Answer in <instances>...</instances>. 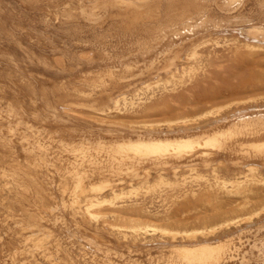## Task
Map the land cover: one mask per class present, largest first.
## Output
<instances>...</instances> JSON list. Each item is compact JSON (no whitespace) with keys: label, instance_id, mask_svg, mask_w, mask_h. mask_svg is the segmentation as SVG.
<instances>
[{"label":"bare ground","instance_id":"obj_1","mask_svg":"<svg viewBox=\"0 0 264 264\" xmlns=\"http://www.w3.org/2000/svg\"><path fill=\"white\" fill-rule=\"evenodd\" d=\"M246 1L247 0H77L78 6L70 8L65 12L64 15L67 18H70L72 15L78 13V15H81L89 24L92 25V27L95 26V28H96L97 26H103L106 22H111V24H113L112 27H114L113 29H115L114 32L109 31L107 33L105 31V33H106L105 36L103 35L104 32L101 31L102 35L104 36V37L102 36L103 38L101 37V33L98 32V35L100 34V37L103 41L100 40L101 42L97 43V41L94 40L96 43L93 42L92 47L96 48L97 51L100 52L99 57H96V55H95L96 50L94 51L93 48H88V50H83V51L80 50L78 53L76 52L78 54V56H77L78 60H77L76 64L77 65H80V64L87 65L86 68L80 67L79 77H81V80H82L81 83H88L89 85L95 87V89L97 87H99V88L101 87V88H103V90H107V91L108 90H114V89H117V91H118V93L115 95L112 93L113 91L109 92V99L112 101L113 104L107 105L106 109L104 108L105 110H104V112H102L103 116L101 117L104 120V122L108 121V123H115V124H117V122H119V123H124L127 126L128 125L132 126L134 123H140L138 121L136 122V120L134 121V117L137 115L147 116V119L144 118L145 121H143V123L139 124V125L143 126L145 130L141 131V129H140V130H138L137 133L134 132V133H136L134 135H131L132 133L131 134H123V133H113V131H109L113 135L110 138L107 135L106 136L108 138L103 137V135L102 136L101 135H95L93 133H88V132L83 131V130L80 131V129H79V131H77V128H75L77 125L76 123H75L76 124L75 127L68 126V125H65V127L62 126L64 128L59 127L61 130L63 129L64 131L66 130L67 132H70V133L77 131L78 134L80 135V138L82 141H80L78 143H72L71 145H69L72 147L71 151L77 155V158L74 161H72V165L74 166V172H75V174L72 173V174H74V176L72 177L73 181H74L73 182L74 183V188H73L74 192H73L72 197L69 195L71 198H69V197L66 198L65 193H67L66 192L67 188H69V185H68L69 181L65 182L62 185V187H60L62 189L63 193H62L61 204H60V210L61 211L59 210L60 211L59 212L57 209V211L59 212L58 214H60L61 212L65 211L68 208H71V209H73L72 212H73L74 216L79 214L83 218H88L91 220L95 217L98 218L101 216L102 219L100 221L103 222L104 228L112 227L113 229H117L119 231H124V229L130 228L131 230L139 233V231L147 230L148 226H151V227H154V228H152L153 230L154 229H157V230L160 229L162 231L171 232V234L174 233L175 234L174 239L177 238V236H178L177 234H179V235L181 234L182 239H180V240L178 239V240H175L173 242H171L169 240L170 241L169 242V241L163 239L164 240V241L162 240L163 242H159V243H162L164 247L168 246L169 247L168 249L171 248L177 254V256L175 258L173 257L174 253H173V255L171 254L172 257L170 256L169 260H167L166 263L164 262L165 264H250L252 262H255V264H264V139L257 138L258 136H260L261 134L264 133V103L260 104L259 102H257L259 98L262 97V99H263L264 92L263 93L257 92L259 87L257 88L255 86H248L250 84H253V83H251L252 82L251 80H250V82L245 81L244 83L240 84L241 87H239V88L233 87V89H229V90H220V89L218 90L217 89V90L208 91L202 95H198L197 94L198 92L194 91L195 88L199 85L198 84L199 81L197 80V79H199V76L205 77L202 81L200 80V82H202V83L205 82L206 84L207 83L210 84V82H208V80L206 79V76L212 75L211 74L212 69L209 66L210 62H212V60H215L216 58L217 59L222 58L224 55L227 54V52H232V51L234 52L236 58H239L241 56L243 58V55H248L250 57H256L258 54L263 52L261 50L264 49V19L262 18V20H259V19L254 20L253 18H255V17H252V15H250L249 12H248L249 14L246 13L245 12ZM35 2H37V1H35ZM28 3H29V1H28ZM33 3H34V1H33ZM46 3H48V2H46ZM261 3H262L261 6H263V8H264V0L261 1ZM16 6H17V4H16ZM55 7H57V6H55ZM62 7H60V8H62ZM18 12H20V10ZM61 14H63V13H61ZM252 14H253V12H252ZM76 16H74V17H76ZM74 17L72 16V18H74ZM44 18H47V16H45ZM79 19H81V17ZM256 19H257V17H256ZM29 20H30V18H29ZM38 20H40V17ZM42 20L43 19H41L40 21H42ZM52 20H53V18H52ZM37 21H35V22H37ZM31 22H33L32 17H31ZM46 22H45V24H47ZM41 23H43V21ZM65 23H67V22H65ZM68 23H69V21H68ZM70 24H72V23H70ZM26 25L24 24V26H26ZM55 25H53V26H55ZM85 26H86V24H85ZM72 27H74V26H72ZM65 28L67 30L68 27H65ZM79 28H80V26H79ZM88 28H90V27H88ZM107 28H108V26H107ZM82 29L83 28H81V32H82ZM85 29H87V28H85ZM54 30L57 31V29H55V28H54ZM79 30L80 29H78V32L81 33ZM102 30H103V28H102ZM58 31L56 32L57 34L59 33ZM94 31H95V29H94ZM62 33H64V32H62ZM62 33H60V35ZM69 33H70V31H69ZM74 33H77V32H74ZM17 34H20V33H17ZM17 34H16V36H17ZM94 34H96V33H94ZM82 36H84V34ZM19 37H21V36L19 35ZM69 37H70V35H69ZM80 37H81V35H80ZM86 37L89 38L90 35L86 36ZM67 38L65 37V39H67ZM78 38H79V36H78ZM82 38L80 40H82ZM92 38H93V36H92ZM31 39H32V37H31ZM114 39L116 41L111 43ZM20 40H17V41L19 42ZM32 40H35V39H32ZM69 40H70V38H69ZM86 41L88 44L89 43L88 40H86ZM109 41H111V42L109 43ZM64 42H65V40H64ZM22 43H23V41H22ZM67 44H68V42H67ZM67 44H65V45H67ZM85 44H86V42H85ZM79 45H81V44H79ZM41 46L39 45L40 48H41ZM51 46H53V44ZM21 48H23V47H21ZM53 48H54V46H53ZM29 49H31V48H29ZM25 52L29 53V51H25ZM71 52H72L71 54H73V50ZM73 55H75V54H73ZM63 56H61V58ZM69 57L67 60H69ZM7 58L12 59L10 56L8 57V55H7ZM14 59H15V57H14ZM14 59H12V60H14ZM30 60L31 61L33 60L32 57ZM65 60L63 59V60H61V62L65 61ZM31 61H29V62H31ZM37 61H38V59H37ZM39 61H40V59H39ZM70 61H72V59H70ZM243 62L245 63V61H243ZM17 63H19V62H17ZM250 63L253 64V62H250ZM11 64H13L15 66L14 63H11ZM30 64H32V62ZM247 64H248V62H247ZM19 65H20V63H19ZM25 65H23V66H25ZM258 66L259 65L257 64V67ZM52 67H54V65ZM74 67H75V65H74ZM236 67H238V66H236ZM234 68H235V66H234ZM21 69H22V67H21ZM263 69H264V67H263ZM30 70H31V68H30ZM32 70H34V69H32ZM32 70H31V72H32ZM57 70H58V68H57ZM229 70H231V69H229ZM72 71H74V70H72ZM222 73H223V70H222ZM249 73H250V71H249ZM14 74H16V73H14ZM25 74L26 73H24V75ZM24 75H23V77H24ZM9 76H11V75H9ZM30 76H28V78ZM87 76H91V79H88ZM223 77H225V76H223ZM232 77H233V75H232ZM8 78H10V77H8ZM21 79H23V78H21ZM43 79H44V77H43ZM65 79H66V77H65ZM6 80H4V81H6ZM40 80L41 79H39V81ZM8 81H10V80L8 79ZM45 81H47V80H45ZM64 81H66V80H64ZM32 82H33V80H32ZM42 82H43V80H42ZM54 82H55V80H54ZM240 82H241V80H240ZM5 84H6V82H5ZM32 85H34V84H32ZM219 85H220V83H219ZM32 87L33 86H31V88ZM86 87H89V86H86ZM198 87H200V86H198ZM206 87H207V85H206ZM209 87H211V86H209ZM213 87H214V85H213ZM36 88H38V86ZM5 89H6V86H5ZM28 89L30 90V92L33 91V90L31 91L30 88H28ZM203 90H204V88H203ZM35 91H36V89H35ZM37 91H38V89H37ZM14 92H15V90H14ZM38 92H40V91H38ZM89 95H91V94H89ZM29 97L31 99V96H29ZM48 97H50V96L48 95ZM68 97H70V96L68 95ZM71 97H72V95H71ZM39 98H40V94H39ZM39 98H38V102L40 100ZM34 101H35V99H34ZM167 102H174L175 104L177 103V105L168 104ZM32 104H33V102H32ZM159 104H163V106L165 105L164 110L160 111L161 114H164V115L173 114L174 117H172V118L166 117L165 119H158V117L156 118L155 114H157V113H154V111L159 109L158 108ZM14 105L9 106V108H11V110L8 108L9 110L7 112L10 115H15L19 119L18 121H20V123H21V121H22V123H25L27 125L26 126L27 129H25L24 133L22 132L23 134L19 139L18 138L16 139V137H11L10 138L11 141H10V144H8V146L17 153L27 154V158H25L26 169L23 170L24 171V172H22L23 174L26 173L32 181H35V183L39 181V178L46 180L47 178L45 176H41V175H42V170H43L42 167L45 166L46 164H48V166H50L49 165V163H50L49 157L52 156L51 155V152H52L51 149L53 146H51L52 145L51 143H50L51 145H49V143L47 144L46 135L50 139L51 134L49 132H47L46 128L41 127V125H40V127L39 126L35 127L36 125L34 126L35 123L34 124L31 123L32 121H31L30 117L27 114L17 110L16 106H14ZM43 105H46V104H43ZM90 105H92V103ZM234 105H235L236 109L233 112H231L232 113L231 116H235V117H233L235 119L237 117L238 120H234V119L230 120L229 116L224 112L226 109L227 110L232 109ZM74 106H76V105H74ZM81 106H83V105H81ZM57 107H60V105H58ZM83 108H85V106ZM57 109H56V111H57ZM69 109H71V108H69ZM61 110H62V108H61ZM95 110H97V109L95 108ZM2 113L4 114L5 112H2ZM89 113H90V111H89ZM58 114L60 115V113H58ZM80 114H81V112H80ZM64 115H66V114H64ZM74 115H75V112H74ZM93 115H95V114H93ZM53 116H57V115H55V113H53ZM60 117H61V115H60ZM78 118H80V117H78ZM89 120H92V119H89ZM68 121L69 120H67L66 122H68ZM95 121H97V120H95ZM12 122H14V121H12ZM99 122H101V120ZM62 123L64 124V122H62V120H61L60 124H62ZM78 124H79V122H78ZM191 124H192V126H190ZM16 126H18V125L17 124L14 125V127H15L14 130L16 129ZM45 126H47V125H45ZM81 126H83V124ZM103 128H104V126H103ZM116 128L114 127V129H116ZM82 129H83V127H82ZM10 130H12V129H10ZM111 130H113V129H111ZM15 132H18V127H17V130L14 131V133ZM96 132H94V133H96ZM104 134H105V132H104ZM242 136H246L247 138H251L252 140L242 141L241 140ZM43 137L44 138L46 137L44 139L45 141L42 140ZM0 139H1V137H0ZM51 140H52V138H51ZM2 143L7 145L6 141H4V139L1 140V144ZM235 144L239 145V147H240L239 150H241L242 153H241V155L238 156L237 159H233L232 162L234 165L239 166L235 170H237V171L241 170V171H238L239 173L237 172V174L234 173L235 175H233V176H227L226 174H225V176L224 175L222 176V173H220L219 169L217 168V165L219 163H216V167H214V169H213L216 180L217 179L222 180L224 182V184H226V187H228L227 185H230L233 188L231 187V189L220 190V189H222V187L219 186V187H217L218 190L214 191L213 190L214 187H213L212 183H208L207 185L201 187L200 191H197L194 188L193 189H189V188L186 189V191L180 193L181 195H179V197H181V199L175 200V204L177 206L174 209L175 211L182 210L183 207H187L188 205L194 204L198 209L194 215L193 214L185 215L183 217H178V218L177 217L176 218L169 217V216L167 218H161L157 214L150 215V214L146 213L149 221H151V223L147 224V223H145V221L143 219H141V218H143L142 217L143 215L135 216V214L134 215L130 214L129 211H132L130 209V207L127 208L126 203H124L125 200H123V199L120 200V198L129 197L131 195L130 192L126 193L128 190L126 192L123 191V189H124L123 185L125 184L124 182L128 181L126 178L121 176V177H119L120 181H118V182L113 181L110 178H101V180L99 179L100 182L98 181V183L93 182V180H95L94 176H93L94 172L99 171L101 173L105 170L106 167H108L113 173H116L118 175H120V174L122 175L123 173H126L127 175H129L130 180H134L140 173L139 168L146 165V164H149L152 167L155 166L156 171L159 173L158 175H160L161 177H163V172H164V174H166L165 172L167 171L168 167H170V169H172L174 171V173L176 174L178 172V170L181 167H183V165H185V166L192 165V164L199 165V163H201L203 165L211 164L213 162L211 160L212 157L215 158L218 156H228L229 154H232L234 148L237 147V146L236 147L234 146ZM66 150H68V149H66ZM2 152H4V151H2ZM34 154H36L37 156L39 155V157L35 156ZM5 159H6V157H5ZM20 160H22V159H19V161L18 160L17 161L20 162ZM229 160H227V161H229ZM22 161H24V160H22ZM51 161H53V160H51ZM4 163H6V162H4ZM84 163H88L89 166H92V168L88 169L89 166L87 168H83L82 165H84ZM222 163H223V161H222ZM230 166L231 165H229V167ZM243 166L245 167V169H243V170L240 169ZM142 168H146V167H142ZM146 169H148V168H146ZM194 169H197V167ZM232 169H234V168H232ZM5 170H4V172L6 173ZM225 170H230V169L225 168ZM221 171H222V169H221ZM223 171H224V169H223ZM107 172H109V171H107ZM196 172H198V171H196ZM141 173H143V172H141ZM144 173H146V172H144ZM170 173H172V172H170ZM11 174L14 175V177H13L14 180L17 179V177H18V176L16 177L17 174L21 175V173L18 172V169L17 170L15 169L14 174L13 173H11ZM158 175H156V176H158ZM5 176H6V174H5ZM15 177H16V179H15ZM198 177L205 178L206 180L208 178V177H206L205 174H203L201 172L198 173ZM61 178H62V176H61ZM9 179H10V177H9ZM48 179H50V178H48ZM216 180H214V181L216 182ZM207 181H205V182H207ZM13 183L14 182H12V184ZM164 183H166V182H164ZM10 184H11V182H10ZM29 185L30 184H28V189L30 188ZM51 186H53V185H51ZM8 187H9V184H8ZM212 187H213V189H212ZM70 188H72V186ZM9 190H11V191L15 190L16 191V190H18V188L10 187ZM43 190H45V189H43ZM24 191H25V189H24ZM167 192H166V194H168ZM18 193H19V190H18ZM45 193H46V191H45ZM69 193H71V191ZM131 193H132V191H131ZM156 193H158V192H156ZM162 194H163V192H162ZM190 194H192L193 198H189ZM133 196H134V194H133ZM51 197H53V196H51ZM38 199H40V198H38ZM132 199H133V197H132ZM151 199H153V197ZM41 200H42V198H41ZM143 203H145V202L136 203V204H138L139 209H141L142 211H144V209H145V208H143L144 207L142 205ZM198 204H200V205H198ZM135 207L137 208V206H135ZM58 208H59V206H58ZM128 209H130V210H128ZM151 209H154V208H151ZM172 211H173V209H172ZM39 212H37V213H39ZM154 212H155V210H154ZM40 213H39V215H40ZM44 214L45 213H43L42 217L44 216ZM110 214L113 215V217L116 221H110L108 219ZM128 214H130L129 215L130 219L133 220L132 225L126 224L127 222L125 223L122 220V219L126 220L125 216ZM12 218H13V216H12ZM48 218L49 217H47V219ZM163 219L168 220V222L170 221V224H168L167 221L166 222L168 225H166V223L163 224V221H162ZM159 222L160 223L162 222V223L160 224ZM32 224L33 223H31L30 225L34 228V227H36L37 223L33 224V225ZM97 225H99V224H97ZM174 227H179V229L174 228ZM25 228H27V227L25 226ZM40 229L41 228H39V230ZM98 229H96V230H98ZM223 229H225L223 233L228 236L224 240L209 241L208 239H205L202 241L201 240L198 241L199 239L196 238L197 233H202L205 237H208L210 235L216 234L217 232H221ZM84 231L87 233L86 229ZM90 231H92V230L90 229ZM103 233H105V232H103ZM128 233H130V232H128ZM148 233H150V232H148ZM100 235H103V234H100ZM106 235H107V233H106ZM110 235H112V234H110ZM120 235H118V236H120ZM234 235H238L240 240L244 235H246L247 240L245 242H247V241L249 242L250 249H248L246 251H244V249H243L244 253L237 254L238 250H239L238 249L239 244H238V246L236 243L234 244L235 241L233 242V238H232ZM248 235H250V236H248ZM135 237H136V235L133 238H135ZM1 238H2V236H1ZM31 239H34L33 236ZM192 240H195V242H193ZM97 241H99V240L97 239ZM114 241H117V240H114ZM149 241H150V239H149ZM236 241H237V239H236ZM241 241H243V239ZM155 242H156V240H155ZM91 243L93 245V241ZM132 243L133 242H131V244ZM140 243H141V241H140ZM146 243H149V242H146ZM40 244H41L40 241L39 242L35 241L34 245L31 248L36 249V248L40 247ZM49 244H50V241H49ZM162 244H160V245H162ZM240 244H242V243H240ZM94 246H95V244H94ZM96 246H97V244H96ZM152 246L153 245H151V247ZM101 247L102 246H100V248ZM103 247H105V246H103ZM147 247L148 246H146V248ZM29 248H30V246H29ZM156 248L157 247H155V249ZM163 248H162V251H163ZM104 249H106V248H104ZM107 249L104 251L107 252ZM117 249H118V247H117ZM245 249H246V247H245ZM142 250L145 251L144 249H142ZM164 250H165V248H164ZM149 251H151V250L149 249ZM162 251H160V252H162ZM168 251H170V250H168ZM88 252H90V251H88ZM92 252L93 251H91V254H93ZM96 252H97V250H96ZM98 252H99V250H98ZM101 252L103 253L102 249L99 253H101ZM108 252H110V255H113L114 251L112 252V250H110ZM111 252H112V254H111ZM128 252H129V250H128ZM139 252H141V251H139ZM19 253H20V251H19ZM86 253L87 252H85V254ZM131 253H133V252H131ZM136 253L137 252H135V254ZM121 254H122V252H121ZM148 254H150V253H148ZM148 254H147V256L150 257V255H148ZM166 254H167V252L165 253V255ZM94 256L92 257V259L94 258ZM123 256H124V254H123ZM166 256L168 257V255H166ZM125 257L123 258L124 260H125ZM141 258H144V257H141ZM146 258L148 259V257H146ZM56 259H58V258H56ZM104 259H106V258H104ZM236 259L238 261H236ZM85 260H84V262H85ZM111 260H112V258H111ZM136 260H135V262L137 263L138 261H136ZM109 261L110 260H108V262ZM19 262H18V264H19ZM87 262H89V261H87ZM90 262H92V261H90ZM149 262H151V261H149ZM130 263H131V261H130ZM158 263H160V262H158ZM117 264H119V263H117ZM138 264H140V263H138ZM151 264H152V262H151Z\"/></svg>","mask_w":264,"mask_h":264},{"label":"rangeland","instance_id":"obj_2","mask_svg":"<svg viewBox=\"0 0 264 264\" xmlns=\"http://www.w3.org/2000/svg\"><path fill=\"white\" fill-rule=\"evenodd\" d=\"M28 1H29V3H28ZM33 1H34V3H33ZM35 1H37V2H35ZM261 1H263V0H250V1L247 0L246 1L245 12L246 13L249 12L250 15H252V17H255V18H253L254 20H258V19L262 20V18L264 19V8H263V6H261V4H262ZM46 2H48V3H46ZM16 4H17V6H16ZM55 6H57V7H55ZM77 6H78L77 0H47V1L46 0H0V18H1L0 19V25H1L0 26V107L2 106L1 107L2 109L0 108V110H1L0 111V113H1L0 114V137H1V139H0V147H1L0 148V264H18L19 261H20L19 264H35V263L36 264H103V263L104 264H117V263H119V264H121V263L122 264H138V263L149 264L150 263L151 264V262H152V264H165L167 262V260H169L170 256L172 257L173 253H174V255H173L174 258L177 256V254L174 252V250H172L171 248L168 249L169 248L168 246L164 247L163 244L159 243V242H163L164 240H167V241L170 240L171 242L178 240V239L180 240V239H182L181 234L180 235L177 234L178 235L177 238L174 239L175 234L173 232H172L173 234H171V232L162 231L160 229H158V230L154 229L153 230L152 228H154V227H151V226H148L147 230L139 231V233L131 230L130 228L124 229V231H119L117 229H113L112 227L104 228L103 222L100 221L102 219L101 216L98 218L95 217L92 220L88 219V218H83L79 214L74 216L73 212H72L73 209H71V208H68L65 211L61 212L62 214L61 213L58 214L61 211L60 210V204H61V197H62V193H63L62 189L60 187H62V185L65 182L69 181L68 182L69 188H67V191H66L67 193H65L66 198L67 197L71 198L73 195V192H74V190H73V188H74L73 182L74 181H73L72 177L74 176L75 172H74V166L72 165V161H74L77 158V155L71 151L72 147L69 145H71L72 143H78V142L82 141L80 138V135L78 134L77 131H79V129H80V131L83 130V131H86L88 133H93L95 135H101V136L103 135V137L109 136V138L113 136L112 133L109 131H113V133H123V134H131L132 133L131 135H134L140 129H141V131L145 130L144 127L139 125V124L143 123V121H145V119H147V116L137 115L134 117V121L136 120V122L138 121L140 123H134L132 126L131 125L127 126L126 124L119 123V122H117V124L108 123V121L104 122V120L101 118L103 116L102 112H104V110L107 108V105L113 104L112 101L109 99V92L113 91L112 93L115 95L118 93V91H117V89L107 91V90H103V88H101V87L100 88L97 87L95 89V87L89 85L88 83H81L82 80H81V77H79V74H80L79 70H80V67L86 68L87 65H84V64L83 65L82 64L77 65L76 64L77 60H78L77 59V56H78L77 53L80 50L83 51V50H88V48H93L92 47L93 42L94 43H96L95 41H97V43L101 42L100 41V40H102L101 37L103 35L105 36V34H106L105 31L107 33L109 31L114 32L115 29H113L114 27H112L113 24H111V22H106L103 26H97L98 28L97 27L95 28V26L92 27V25L89 24L81 15H78V13L72 15L73 17L77 15L74 18H72V16L70 18H67L64 15L68 9L73 8V7H77ZM60 7H62V8H60ZM19 10H20V12H18ZM252 12H253V14H252ZM61 13H63V14H61ZM45 16H47L48 19L44 18ZM31 17H32L33 22H31ZM39 17H40V20L43 19L42 20L43 23H41L42 21L38 20ZM80 17L82 20L79 19ZM256 17H257V19H256ZM29 18H30V20H29ZM52 18H53V20H52ZM34 20L35 21L38 20V21L35 22ZM68 21H69V23H68ZM45 22L47 24H45ZM65 22H67V23H65ZM70 23H72V24H70ZM24 24L25 25L27 24V25L24 26ZM85 24H86V26H85ZM53 25H55V26H53ZM71 25L74 27H72ZM64 26L68 27L70 30L68 28L66 30V28ZM79 26H80V28H79ZM107 26L109 29L107 28ZM88 27H90V28H88ZM54 28L57 29V31L59 30L58 34L56 33L57 31L54 30ZM81 28H83L82 32H81ZM85 28H87V29H85ZM102 28H103V30H102ZM78 29H80L79 31L81 33L78 32ZM94 29L96 32L94 31ZM68 30L70 31V33ZM101 31L104 32L103 35H102ZM62 32H64L65 34ZM74 32H77V33H74ZM98 32L101 33V37H100V34L98 35ZM17 33H20V34H17ZM60 33H62V34L60 35ZM94 33H96V34H94ZM16 34L18 37L16 36ZM83 34H84V36H82ZM19 35L21 37H19ZM63 35L66 38L67 37L68 38L65 39V37ZM69 35H70V37H69ZM80 35H81V37H80ZM89 35H90L89 38L86 37ZM78 36H79V38H78ZM92 36H93V38H92ZM31 37H32V39H35V40H32ZM82 37L84 39L85 38L86 39L84 40ZM69 38H70V40H69ZM81 38H82V40H80ZM20 39L23 41V43ZM17 40H20V41L18 42ZM64 40H65V42H64ZM86 40H88V42H89L88 44H87ZM111 41H109V43ZM115 41L116 40L114 39L111 43H113ZM63 42L65 44H67V42H68V44L65 45ZM85 42H86V44H85ZM51 43L53 44L54 48H53V46H51L52 45ZM79 44H81V45H79ZM39 45L40 46L42 45L41 48L39 47ZM21 47H23V48H21ZM28 47L31 49H29ZM72 50H73V54H75V55L71 54ZM93 50L94 51L96 50L95 55H96V57H99L100 52L97 51L96 48H93ZM25 51H29V53L25 52ZM261 51H263V52L258 54L259 56L257 55L256 57H250L248 55H243V58H242V56L239 58H236L234 52L232 51V52H227V54L224 55L222 58H219V59L216 58L215 60H212V62H210V65H209L210 68L212 69V73H211L212 75L206 76V79L208 80V82H210V84L209 83L206 84L205 82H203V83L200 82V80L202 81L205 77L199 76V79H197V80L199 81L198 86H200V87L197 86L194 91L198 92L197 93L198 95H202L208 91L217 90V89L218 90L219 89L220 90H229V89H233V87L239 88V87H241L240 84L244 83L245 81L250 82V80H251L252 81L251 83H253V84H250L248 86H255L257 88L259 87L257 92L263 93L264 92V84H263L264 83V69H263V67H264V49H262ZM7 55H8V57L10 56L12 59H14V57H15V59L12 60L10 58H7ZM61 56H63V57L61 58ZM67 56L69 57V60H67L68 59ZM31 57L33 59L32 61L30 60ZM37 59H38V61H37ZM39 59H40V61H39ZM63 59L64 60L66 59V60L61 62V60H63ZM70 59H72V61H70ZM29 61H31L32 64H30L31 62H29ZM243 61H245V63ZM17 62H19L20 65ZM247 62H248V64H247ZM250 62H253L254 65ZM11 63H14L15 66ZM257 64L259 65L258 67H257ZM23 65H25L26 67ZM53 65H54V67H52ZM74 65H75V67H74ZM233 65L235 66V68ZM236 66H238V67H236ZM21 67H22V69H21ZM23 68L24 69L26 68V69L24 70ZM30 68H31V70L32 69H34V70H32V72H31ZM57 68H58V70H57ZM229 69H231L232 71ZM72 70H74V71H72ZM222 70H223V73H222ZM249 71H250V73H249ZM13 72L16 74H14ZM24 73H26V74L24 75ZM9 75H11V76H9ZM23 75H24V77H23ZM222 75L225 76L226 78L223 77ZM232 75H233V77H232ZM28 76H30L29 77L30 79L28 78ZM8 77H10V78H8ZM43 77H44V79H43ZM65 77H66V79H65ZM21 78H23V79H21ZM87 78L91 79V76H87ZM8 79L10 81H8ZM39 79H41V80L39 81ZM4 80H6V81H4ZM32 80H33V82H32ZM42 80H43V82H42ZM45 80H47V81H45ZM54 80L56 83L54 82ZM64 80H66V81H64ZM240 80H241V82H240ZM5 82H6V84H5ZM219 83H220V85H219ZM32 84H34V85H32ZM30 85L33 87L31 88ZM206 85L208 88L206 87ZM213 85H214V87H213ZM5 86H6L7 90L5 89ZM37 86H38V88H36ZM86 86H89V87H86ZM209 86H211V87H209ZM28 88H30L31 91L32 90L33 91L30 92V90ZM203 88H204V90H203ZM35 89H36V91H35ZM37 89L40 92H38ZM14 90H15V92H14ZM39 94H40V98H39ZM89 94H91V95H89ZM48 95L50 97H48ZM68 95L70 97H68ZM71 95H72V97H71ZM29 96H31V99ZM38 98L40 99L39 102H38ZM34 99H35V101H34ZM32 102L34 105L32 104ZM54 102L55 103L57 102V103L55 104ZM90 102L92 103V105H90L91 104ZM257 102H259L260 104L261 103L263 104L264 103V96H263V99H262V97L259 98ZM167 103L172 104V105L175 104L174 102H167ZM43 104H46V105H43ZM12 105L16 106L17 110H19L20 112L27 114L32 121L31 123H33V124L35 123L34 124V126L36 125L35 127H37V126L40 127V125H41V127L46 128L47 132H49L51 134L50 137L52 138L53 141L51 140V138L49 139L47 135H46V137L48 139L45 137L47 140L46 141L47 144L49 143V145L52 144L51 146H53L51 149V151H52L51 155L52 156L49 157V160H50L49 165L51 167L48 166V164H46L45 166L42 167L43 170H42L41 176H45L47 178L46 180L39 178V181L35 183V181H32L26 173L23 174L22 173V172H24L23 170L26 169L25 158H27V154L17 153L8 146V144H10V141H11L10 138L11 137H16V139L17 138L19 139L22 136V134L25 132V129H27V127H26L27 125L25 123H22V121L20 123V121H18L19 119L15 115H10L7 112L9 109L11 110V108H9V106H12ZM58 105H60V107H57ZM74 105H76V106H74ZM81 105H83V106H81ZM175 105H177V103ZM84 106H85V108H83ZM164 107H165V105L163 106V104H159V106H158L159 109L154 111V113H157V114H155V117L156 118L158 117V119H165L166 117H170V118L174 117L173 114H169V115L161 114L160 111L164 110ZM61 108H62V110H61ZM69 108H71V109H69ZM95 108L97 110H95ZM56 109H57V111H56ZM235 109H236V107L234 105L232 109H228V110L226 109L224 111L229 116L230 120H232V119L238 120L237 117L235 119V118H233L235 116H231L232 115L231 112H233ZM89 111H90V113H89ZM2 112H5V113L3 114ZM74 112H75V115H74ZM80 112H81V114H80ZM53 113H55V115H57V116H53ZM58 113H60L61 117ZM6 114L7 115L9 114L10 116L9 115L7 116ZM64 114H66V115H64ZM93 114H95V115H93ZM78 117H80V118H78ZM60 119L62 120V122H64V124L63 123L60 124V122H61ZM89 119H92V120H89ZM67 120H69V121L66 122ZM76 120L79 122V124ZM95 120H97V121H95ZM100 120H101V122H99ZM12 121H14V122H12ZM14 123L18 125V126H16V129H15V130H17V127H18V132H15V133H14V131H15L14 130V128H15ZM44 124L47 126H45ZM82 124H83V126H81ZM65 125L73 126V127H75V125H76L75 128H77V131L70 133V132H67L66 130H65L66 131L65 132L63 129L61 130L59 128V127L64 128ZM62 126H64V127H62ZM103 126H104V128H103ZM190 126H192V124ZM82 127H83V129H82ZM114 127L115 128L117 127V128L114 129ZM9 128L12 130H10ZM111 129H113V130H111ZM94 132H96V133H94ZM104 132H105V134H104ZM134 132H136V133H134ZM45 138L43 137L42 140L45 141L44 140ZM257 138L264 139V133L261 134L260 136H258ZM2 139H4V141H6L7 145H5L3 143L1 144ZM241 140L242 141H250L252 139L247 138L246 136H242ZM234 146L235 147L237 146V147L234 148L232 154H229L228 156H218L215 158L212 157L211 160L213 162L211 164L203 165V164L199 163V165H197V164H192V165H188V166L183 165V167H181L176 174L174 173V171L172 169H170V167H168L169 169L167 168V171L165 172L166 174H164V172H163V177H161L160 175H158L159 173L156 171L155 166L152 167L149 164H146L142 167H146L148 169L140 167L141 169L139 168V172H140L139 175L134 180H130L129 175H127L126 173H123L122 175L121 174L118 175L116 173H113L108 167H106L105 170L101 173L99 171L94 172L93 176H94L95 180H93V182L98 183V181L100 182L101 178H110L116 182L120 181L119 177H121V176L126 178L128 181L124 182L125 184L123 185V188H124L123 191L126 192L128 190L126 193L130 192L131 195L129 197L120 198V200H122V199L125 200L124 203H126L127 208L130 207V209L132 210V211H129L130 214H132V215L135 214V216L143 215L142 216L143 218H141V219H143L145 221V223H147V224L151 223V221H149L146 213L150 214V215L157 214L161 218H167L168 216L178 218V217H183L185 215H191V214L194 215L195 212L198 210L194 204L188 205L187 207H183L182 210L175 211L174 209L177 207L175 204V200L181 199V197H179V195H181L180 194L181 192L186 191V189H188V188L193 189L194 188L197 191H200V188L207 185L208 183H212V185L214 187V189H213V187H212V189L214 191L218 190L217 187H219V186L222 187V189H220V190L231 189L232 186L227 185L228 187H226V184H224V182L222 180H219V179L216 180L213 169H214V167H216V163H219L217 165V168L219 169L220 173H222V176L223 175L225 176V174L227 176H233V175L237 174L238 171H241V170H238V171L235 170L239 166L234 165L232 160L237 159L238 156L241 155L242 151L239 150L240 147L238 144H235ZM66 149H68V150H66ZM2 151H4V152H2ZM34 155L37 156L36 154H34ZM5 157H6V159H5ZM37 157H39V155ZM19 159H22L24 161L20 160V162H18ZM51 160H53V161H51ZM227 160H229V161H227ZM222 161H223V163H222ZM4 162H6V163H4ZM229 165H231V166L229 167ZM88 166H89L88 163H84V165H82L83 168H87ZM196 167H197V169H194ZM89 168H92V166H89L88 169ZM225 168L230 169V170H225ZM232 168H234V169H232ZM15 169L16 170L18 169V172L21 173V175L15 174L16 177L18 176L17 177L18 180L16 179V177H15L16 180H14V178H13L14 175L11 174V173L14 174ZM221 169H222V171H221ZM223 169H224V171H223ZM240 169L243 170V169H245V167L243 166ZM4 170L6 171V173L4 172ZM107 171H109V172H107ZM196 171H198V172H196ZM141 172H143V173H141ZM144 172H146V173H144ZM170 172H172V173H170ZM200 172L205 174L206 177H208L207 180L209 182L205 178L198 177V173H200ZM4 173L6 174V176ZM72 173H74V174H72ZM60 175L62 176V178ZM156 175H158V176H156ZM9 177H10V179H9ZM48 178H50V179H48ZM214 180H216V182ZM205 181H207V182H205ZM10 182H11V184H10ZM12 182H14V183L12 184ZM164 182H166V183H164ZM8 184H9V187H8ZM28 184H30L33 188L29 185L30 188L28 189ZM51 185H53V186H51ZM71 186H72V188H70ZM10 187L18 188L20 194L18 193V190H16V191L15 190H13V191L9 190ZM24 189L26 192L24 191ZM43 189H45V190H43ZM45 191H46V193H45ZM70 191H71V193H69ZM131 191H132V193H131ZM156 192H158V193H156ZM162 192H163V194H162ZM166 192L168 194H166ZM133 194H134V196H133ZM50 195L53 197H51ZM132 197H133V199H132ZM150 197L151 198L153 197V199H151ZM38 198H40V199H38ZM41 198H42V200H41ZM189 198H193L192 194L189 195ZM140 202L141 203L145 202L142 204L144 206L143 208H145L144 211L139 209L138 204H136V203H140ZM198 205H200V204H198ZM58 206H59V208H58ZM135 206H137V208ZM151 208H154V209H151ZM57 209H58V211L59 210L60 211L58 212ZM130 209H128V210H130ZM172 209H173V211H172ZM154 210H155V212H154ZM39 211L40 212L42 211V212L40 213ZM37 212H39L40 215ZM43 213H45V214L42 217ZM130 214L125 216L126 220H124V219H122V220L125 223L127 222L126 224L132 225L133 220L130 219V217H129ZM12 216H13V218H12ZM46 216L49 218L47 219ZM109 217H108V219L110 221H116L112 214H110ZM162 221H163V224H165V223H166V225L170 224V221L168 222V220L163 219ZM166 221L168 222V224ZM31 223H33V224L37 223L38 225L36 224V227L33 228L30 225ZM97 224H99V225H97ZM25 226L27 228H25ZM39 228H41V229L39 230ZM174 228L179 229V227H174ZM85 229H86L87 233L84 231ZM90 229L92 231H90ZM96 229H98V230H96ZM224 230L225 229H223L221 232H217L216 234L210 235L208 237H205L202 233H197L196 238L199 239V240L197 239L198 241H200V240L202 241L205 239H208L209 241L224 240L228 237L226 234L223 233ZM103 232H105V233H103ZM128 232H130V233H128ZM148 232H150V233H148ZM106 233H107V235H106ZM100 234H103V235H100ZM110 234H112V235H110ZM118 235H120V236H118ZM135 235H136V237L133 238ZM1 236H2V238H1ZM32 236L34 239H31ZM244 236L241 238V240L243 239V241L240 240L238 235H234L232 237L233 242L235 241L234 244L236 243L237 246L239 244L238 249L240 251L238 250L237 254L244 253V251L250 249L249 242L248 241L245 242L247 240V236L246 235H244ZM248 236H250V235H248ZM97 239L99 241H97ZM149 239H150V241H149ZM236 239H237V241H236ZM114 240H117V241H114ZM155 240H156V242H155ZM35 241H38V242L40 241V243H41L40 247H38L36 249H32L31 247L34 245ZM49 241H50V244H49ZM92 241H93V245L91 243ZM140 241H141V243H140ZM192 241L195 242V240H192ZM131 242H133V243L131 244ZM146 242H149V243H146ZM240 243H242V244H240ZM94 244H95V246H94ZM96 244H97V246H96ZM160 244H162V245H160ZM151 245H153L154 247L153 246L151 247ZM29 246L31 249L29 248ZM100 246H102V247L100 248ZM103 246H105V247H103ZM146 246H148L149 248L148 247L146 248ZM117 247H118V249H117ZM155 247H157V248L155 249ZM163 247L165 248L166 251L164 250ZM245 247H246V249H245ZM104 248H106V249L108 248L107 252L104 251V250H106ZM162 248H163V251H162ZM101 249L103 251V253L101 252L102 254L99 253L101 251ZM142 249H144L145 251L147 250V251L145 252ZM149 249L152 252L149 251ZM243 249H244V251H243ZM96 250H97V252H96ZM98 250H99V252H98ZM110 250H112V252L114 251L113 255H110V252H108ZM128 250L130 253L128 252ZM159 250L162 252H160ZM168 250H170L171 252ZM19 251H20V253H19ZM88 251H90V252H88ZM91 251H93L92 253L95 256L93 254H91ZM139 251H141V252H139ZM85 252H87V253L85 254ZM112 252H111V254H112ZM121 252H122V254H121ZM131 252H133L134 254ZM135 252H137V253L135 254ZM166 252H167L166 255H168V257L165 255ZM148 253H150V254H148ZM123 254H124V256H123ZM147 254L150 255V257L147 256ZM93 256H94V258L92 259ZM110 257L112 258V260ZM124 257H125V260L123 259ZM141 257H144V258H141ZM146 257H148V259ZM56 258H58V259H56ZM104 258H106V259H104ZM84 260H85V262H84ZM108 260H110V261L108 262ZM135 260L138 262L136 263ZM87 261H89V262H87ZM90 261H92V262H90ZM130 261H131V263H130ZM149 261H151V262H149ZM236 261H238V260L236 259ZM158 262H160V263H158ZM250 264H255V262H252Z\"/></svg>","mask_w":264,"mask_h":264}]
</instances>
